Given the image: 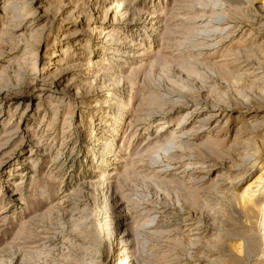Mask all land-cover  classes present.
Here are the masks:
<instances>
[{
	"label": "rangeland",
	"instance_id": "rangeland-1",
	"mask_svg": "<svg viewBox=\"0 0 264 264\" xmlns=\"http://www.w3.org/2000/svg\"><path fill=\"white\" fill-rule=\"evenodd\" d=\"M0 264H264V0H0Z\"/></svg>",
	"mask_w": 264,
	"mask_h": 264
},
{
	"label": "bare ground",
	"instance_id": "bare-ground-1",
	"mask_svg": "<svg viewBox=\"0 0 264 264\" xmlns=\"http://www.w3.org/2000/svg\"><path fill=\"white\" fill-rule=\"evenodd\" d=\"M208 114V113H207ZM209 115V114H208ZM208 118H209V116H207ZM207 120V119H206ZM196 121H198V122H202L203 120H202V118L200 117V116H198L197 117V119H196ZM168 147H170V143H169V146ZM166 148H167V146H166ZM168 149V148H167ZM166 149V150H167ZM257 181V180H256ZM115 206V205H114ZM127 216V215H126ZM190 219V218H189ZM186 224H189V223H186ZM150 227V226H149ZM188 230H190L189 231V234H191V235H195L196 233H200L198 230H197V227L195 226V227H191V228H189ZM127 236H128V234L127 233H122L121 234V236L119 237V241L120 242H123V241H126V239H127ZM125 249H127V247L126 246H124V245H122V246H120V248L118 249V250H120V251H124ZM117 254H122V253H120V252H118ZM126 255V254H125ZM126 259H127V257H126Z\"/></svg>",
	"mask_w": 264,
	"mask_h": 264
}]
</instances>
